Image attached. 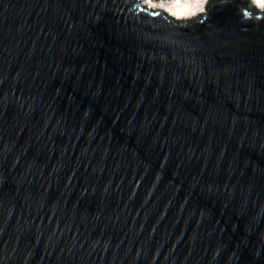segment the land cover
<instances>
[{"label":"water","instance_id":"1","mask_svg":"<svg viewBox=\"0 0 264 264\" xmlns=\"http://www.w3.org/2000/svg\"><path fill=\"white\" fill-rule=\"evenodd\" d=\"M143 1L0 0V264H264V21Z\"/></svg>","mask_w":264,"mask_h":264},{"label":"clouds","instance_id":"2","mask_svg":"<svg viewBox=\"0 0 264 264\" xmlns=\"http://www.w3.org/2000/svg\"><path fill=\"white\" fill-rule=\"evenodd\" d=\"M173 6L183 4V7L179 9L181 15L178 19L193 20L197 17H202L201 23H205L208 19V5L213 6H225L232 3L236 5L237 15L240 18V24L247 25L250 22L253 25H259L261 21H264V0H249L253 10H249L247 6L239 2V0H221L219 4L214 3L213 0H172ZM163 4V3H160ZM164 8V7H158ZM247 31L246 28L241 29Z\"/></svg>","mask_w":264,"mask_h":264},{"label":"bare ground","instance_id":"3","mask_svg":"<svg viewBox=\"0 0 264 264\" xmlns=\"http://www.w3.org/2000/svg\"><path fill=\"white\" fill-rule=\"evenodd\" d=\"M143 3H145V5H148V3L146 1H143ZM153 4H160L163 3L164 4V8H158V7H150V9L153 10H157V9H161L164 12H167L169 15L175 17L178 19V17L181 15V12L179 11V9H181L183 7V4L181 3L180 5H176L175 7L173 6L172 0H152Z\"/></svg>","mask_w":264,"mask_h":264},{"label":"snow or ice","instance_id":"4","mask_svg":"<svg viewBox=\"0 0 264 264\" xmlns=\"http://www.w3.org/2000/svg\"><path fill=\"white\" fill-rule=\"evenodd\" d=\"M146 2L148 3V5L150 6V7H164V4H153L152 3V0H146Z\"/></svg>","mask_w":264,"mask_h":264}]
</instances>
